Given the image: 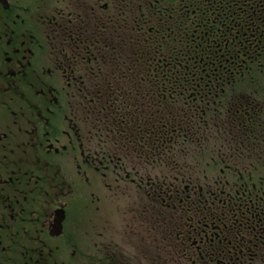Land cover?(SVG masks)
<instances>
[{"label": "flooded vegetation", "instance_id": "obj_1", "mask_svg": "<svg viewBox=\"0 0 264 264\" xmlns=\"http://www.w3.org/2000/svg\"><path fill=\"white\" fill-rule=\"evenodd\" d=\"M121 1L0 0V264H264L250 103L181 83Z\"/></svg>", "mask_w": 264, "mask_h": 264}, {"label": "trees", "instance_id": "obj_2", "mask_svg": "<svg viewBox=\"0 0 264 264\" xmlns=\"http://www.w3.org/2000/svg\"><path fill=\"white\" fill-rule=\"evenodd\" d=\"M121 3L143 7L149 55L163 54L167 61L178 57L181 83L192 82L191 74L196 75L197 84L214 82L212 75L217 69L215 82L228 85L223 92L218 90L221 94L217 99L241 102V106L250 103L252 119L244 121V128L231 125L227 129L231 132L227 141L230 147L244 150L250 156V163L262 166L264 0H123ZM223 67L228 69L227 74ZM259 172L264 175L263 168Z\"/></svg>", "mask_w": 264, "mask_h": 264}]
</instances>
